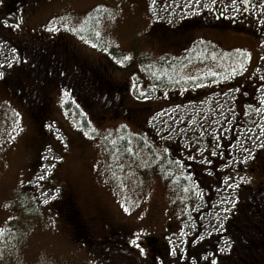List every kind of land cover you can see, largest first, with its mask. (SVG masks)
Listing matches in <instances>:
<instances>
[{"label":"rangeland","instance_id":"obj_1","mask_svg":"<svg viewBox=\"0 0 264 264\" xmlns=\"http://www.w3.org/2000/svg\"><path fill=\"white\" fill-rule=\"evenodd\" d=\"M145 1L41 0L30 18L20 22L22 25L20 29H15L14 34L29 36L35 30L46 36L63 35L71 51L80 54L87 67L98 69L105 62L114 66L112 81L115 88L129 80H133L132 86H137L144 70L154 72L151 82L155 90L163 83L169 86L191 84L192 80L203 78V73L211 75L217 72L218 76L214 78L225 81L243 67H246L245 75L249 77L261 72L258 67L254 68L255 72L251 68L254 63L248 48L251 47V39H244L240 34L230 37L229 33L217 38L208 29L198 33L211 41L218 39L228 46V50H207L205 45L195 46L186 55L187 63L192 62L188 68L182 65L175 69L179 62L174 56L154 58L153 55L164 48H156L155 41L148 42L145 37L152 24L151 11ZM86 21L93 22L90 31L92 39L81 33ZM191 51L193 54L190 56ZM144 53H152L150 56L153 59L147 65L140 62ZM207 56L211 57L209 66L205 67L202 59ZM161 60L166 64L164 67ZM233 69L234 72H231ZM188 71H192L194 79L190 78ZM51 73L45 75V86ZM83 81H77L78 95L93 90L87 86L83 91L84 84L88 82L87 75ZM224 88L222 93L229 90ZM138 89L143 90L144 87ZM217 90L211 88L202 97L209 98L207 95L211 96ZM68 93L60 88L45 97L46 115L40 118L43 128L39 129V123L36 124L31 114L32 105H24L0 88V264H107L109 262L103 261L105 257L99 249L91 246L87 239L100 240L108 226L123 228L130 241L136 240L139 245L144 236L150 235L157 237L156 241L160 243H168V260H172L173 264L176 260L180 264L189 261L192 264L188 248L192 247V241L205 236L219 235L217 252L222 256L227 254L233 238L225 234L221 226L233 210V205L237 206L242 201L235 193L233 181L229 180L231 162L236 167L237 163L246 164L250 158L247 164H253L254 171L248 170L245 174L249 175L248 178L240 179L243 173L240 177V173L235 175V182L241 185H238L239 188H255L264 183V149L259 150L264 146V128L244 132L247 127L236 125L233 120L236 121L240 115L250 118L256 114L260 116L258 120L264 123V112L242 108L240 115L233 116L232 111L227 109L229 104H233L234 94L223 95L225 98L217 110H224L233 116L227 132L230 134L231 130L234 133L231 137L227 136L231 144L223 142L225 148H222L227 150V156L221 157L217 164L214 160L207 164L204 159H197L202 164L199 171L183 169L191 173L205 171L208 176L206 168L216 165L215 170L223 175L219 173L212 180L223 187L214 188L213 182H208L213 186L211 191L208 189L212 196L195 199L197 203L190 205L191 200L184 194L191 195L194 185L180 180V185L185 183L179 189L170 181L175 174L160 170L166 167L161 165L164 162L161 149L163 145L177 140L178 136L182 139L179 144L186 146L195 134L215 133L214 126H225L223 119L226 114L213 117L204 99L201 103L191 102L185 106L181 102L176 108L164 111L172 113L171 117L159 120L154 117L150 121L156 134H162V137H140L138 128L126 123L120 114L101 113L102 108H116L101 93L94 90L88 92L89 102H92L89 108L83 107ZM155 103L161 104V99ZM166 106L169 104L166 103ZM96 107L98 110L94 111ZM245 141L250 143L245 144L247 147L241 145ZM222 150L219 152L222 153ZM171 153L173 158L178 156ZM195 161L191 163L196 164ZM164 163L168 165L166 160ZM241 167L247 168L246 165ZM168 176L170 184L166 179ZM196 176L201 179L202 174ZM197 183L201 186L199 180ZM237 197L239 200L236 202ZM66 200L77 211L79 231L73 229V222L66 218L69 208ZM202 200L209 201V204L204 205L206 202ZM252 213L253 210L250 214L257 216ZM252 220L257 219L253 217ZM261 227L263 230L257 238L264 234V227ZM131 247L145 264H150V259L141 253L140 248L133 243ZM199 260L205 264L201 258ZM253 264H264V258Z\"/></svg>","mask_w":264,"mask_h":264},{"label":"flooded vegetation","instance_id":"obj_2","mask_svg":"<svg viewBox=\"0 0 264 264\" xmlns=\"http://www.w3.org/2000/svg\"><path fill=\"white\" fill-rule=\"evenodd\" d=\"M40 1L41 0H0V73H2V75H0V88L25 105H27V103L31 104V114L35 117L36 122L46 115L45 97L60 88L67 90L69 95L72 94L71 96L85 108H89L92 103L89 102L88 99L89 91L94 90L98 92V94L101 93L103 97H106L105 100H107L108 103L112 102L116 107L109 108L108 110L102 108L101 113L105 111L115 115L118 113L120 116L124 117L126 123L136 126L139 132L144 127L148 129L149 120H153L154 117H161L162 119L171 117L172 113L163 112L166 111L169 106L179 105L181 102L183 106L191 102H196L197 104L201 103L206 88H220L224 85L232 86L231 90L235 95L237 103L243 101L242 97L244 96L246 102L250 103L252 107H258L255 94L257 88L264 83V0H146L145 4L151 11L152 24L145 33V37L148 42L154 40L156 48L160 46L164 48L163 51L159 50V53L153 55L154 58H159L160 56H174L179 62V64L175 65V69L182 65H187L188 68L191 66L190 63L192 62L187 63L186 55L195 46L199 47L205 45L207 50H228V46L225 43L218 41V39L211 41L201 34L204 30L208 29V32L210 30V32L215 33L212 35H217V38L227 33H229L230 37L240 34L244 39H251V47H248L251 50L250 58L254 60L251 68L258 67L262 70L263 78L262 80H252L249 77L236 79L235 76L237 72L241 74L246 71V67H243L235 71L231 79L223 82H220L218 77L214 78L218 75L217 72L211 75H205L203 73V78L199 77L196 81L192 80L191 84H185L184 86L174 84L168 86L167 83H163L155 90V86H153L151 82L154 72L144 70L142 78L140 79V86H142V88L144 87V89L138 91L141 96H138L137 99L132 93V81L123 82L121 86L115 88L112 81V72H114V69L111 65L105 62L101 64L98 69L87 67L84 58H81L79 56L80 54H75L71 51L72 48L67 38L63 35L55 37L46 36L34 32L35 30L29 35L30 37L27 36V34L23 36H16L14 34L15 29H20L22 25L20 22L28 17L30 18L33 11L38 8ZM4 20H8L9 23L5 25L3 23ZM199 30L202 31L198 33ZM222 31L227 32L222 33ZM228 53L229 52H227V54ZM191 54H193L192 51L190 56ZM47 55H50L48 59ZM150 55H152V53H144V59H140V62L146 65L149 64L153 59ZM210 57L211 56H207L206 59H202V61L205 62V67L209 66L208 62ZM163 61L164 60H161V64H163L164 67L166 64H164ZM188 72L190 73V78H193L191 74L192 71ZM232 72H234V69ZM46 73H51V77L47 78V80H49L47 86L44 84ZM85 75H87L88 82L84 84L83 91L87 86L93 90L89 89L85 94L83 92L78 95L76 92L79 88L77 87V81L84 79L83 82H85ZM174 86H179L186 91L185 94H187V96H183L184 99L182 101H175V103H172L170 100L171 92H169V90H164V87L169 88ZM151 87H153V93L148 94ZM161 91H163L162 94L160 93ZM193 95H195V97ZM159 99H161V104H156L155 101ZM166 103L169 104L168 107ZM115 104H117V106ZM97 110V107L94 108V111ZM211 110L212 109H210V111ZM98 113L99 112H96V114ZM237 114L240 115L241 113L238 112L236 115ZM232 115L234 116L235 112ZM259 117L260 116L254 114L253 117L250 116L249 120L255 121ZM239 118L242 120L246 117L240 115ZM126 123L123 124L127 126ZM150 130L157 136L154 130ZM139 134L140 133H137V135ZM195 136V142L199 146L197 152H199L204 143L206 132L198 136L195 134ZM207 136L209 138V143L217 139L216 135L207 134ZM168 146H173L177 152L176 154V152L173 151L175 153L174 155H178L168 162V166L171 169H173V166H180L181 171L179 170L178 172L186 176L187 183L191 186L192 184L194 185L192 186L193 192L191 193L193 196L190 195V193L184 195L187 198L192 197L191 199H199L201 198L200 195L203 199L204 197L212 196V193H209L210 187L205 181V171L201 173L195 171L197 174L195 172H190L193 168L199 171L201 163L199 161H195L196 164L191 163L193 159L191 156L193 155L190 156V151L179 146L178 143L169 142ZM192 153H195V148L192 149ZM262 162H264V156ZM185 167L189 168L188 170L190 171H184L183 169H185ZM248 170L254 171V168L248 167L247 169H243L241 173L244 172V178L249 177V175H245L248 174ZM199 174H202L201 179H198L196 176H199ZM198 180L201 186L198 185ZM259 188H238L236 193L243 201L245 200V196L249 197L255 195V191ZM260 189V191L264 192V183ZM246 190L247 192H245ZM239 197H237V200H239ZM204 202H206L205 205L209 204V201ZM65 203H67L69 207L66 210V215H69L72 220L76 221L78 219L76 216L77 211L72 207L71 203H68V200H66ZM227 227H229L228 224L224 226V230H228ZM86 238H88L87 235ZM129 238L130 237H128L123 228H111L108 226L100 240L92 241L87 239V242L90 243L91 246L99 249L102 256L105 257L103 261L109 262L107 264H110V261L112 262L111 264H145L144 260L136 254L135 250L132 247L130 248L131 241ZM156 238L157 237L150 235L144 236L141 239L140 245L144 249L143 254L145 253L147 258L150 259V264H173V262H171L172 260H168L170 256L168 243H160L156 241ZM234 241L237 242V239L234 240L233 238L232 240V246L228 253L229 256L225 255L224 257L216 255L215 258L210 257L209 262L205 264H213V262H215V264H238L236 262L243 261L242 257H249V247L243 249L241 247L239 248L238 245H235ZM235 247L239 248L240 251L235 250L233 256H231L230 252H232ZM255 252H257V250ZM222 257H224V259ZM261 258H264V252L259 255L257 260ZM174 264L180 263L176 260ZM198 264L203 263L198 262Z\"/></svg>","mask_w":264,"mask_h":264},{"label":"trees","instance_id":"obj_3","mask_svg":"<svg viewBox=\"0 0 264 264\" xmlns=\"http://www.w3.org/2000/svg\"><path fill=\"white\" fill-rule=\"evenodd\" d=\"M92 23L93 22L90 23V22L86 21V24L84 25V28L81 32L85 36L89 37V39L91 38L90 37V31L92 28L91 26L93 25ZM164 90H169V92H171L170 100L172 101V103H175V101H182L184 99L183 96H187V94H185L186 91H184L179 86H174V87H169V88L164 87ZM160 93L162 94L163 91H161ZM173 100H174V102H173ZM242 107H245V104L241 103L238 106V109L241 110ZM238 120L241 121L240 118H238L237 121ZM225 122H223L224 125L227 123H230L229 120H226ZM224 128H225V130H224ZM224 128H222V130H223L222 132L220 131L221 134H218V139H220V141H218V139H217V140H214V141L209 143V140H208L209 138L208 137L204 138V143L201 147L200 153L203 152L204 149H205V151L208 150L204 154L206 155L207 160H208L207 163H209V164H211V162L213 160L217 164L221 160V157L223 158L224 156H227V155H225V153H227V150H222V148H225L223 146V142H225V143L227 142L226 138L228 136V133H227L228 126L225 125ZM39 129H42V127L39 126ZM140 132H141L140 137L145 135V136H154L156 138L155 133L153 131H151L149 128L147 129L146 127H144ZM229 135H231V134H229ZM142 140H144V139H142ZM191 141H192V139H191ZM173 142L178 143V141H175V140ZM194 146L195 145L193 143H190V146H188V148L186 146L185 149L188 151H192ZM220 149L222 150V153L219 152ZM171 150L175 151L173 146H168V145L163 146V148L161 150V152H162L161 154L163 156L162 158H163L164 162H165V160L167 161V163L170 161V159H171L170 151ZM164 162L161 165H165L166 167H162L160 169L161 171L169 170V172L174 173L176 176L180 177L181 181L186 180V176H184L181 172H178L179 170L181 171L180 166H178V167L173 166V169L170 170L169 166L167 164H165ZM215 166H212L211 168H206V171H207V173H209V175L208 176L205 175L206 183L213 182V186L214 185L216 186L218 181H216V180L213 181L212 178H215V176L219 175V173L220 174L222 173V172L216 171ZM234 168H235V165H233L230 169H234ZM166 179H168V182H169L170 176H168V178H166ZM183 184L184 183H182L181 185L180 184H178V185L181 187ZM213 186H210V184H209V187L213 188ZM256 194L248 197L251 199H248L245 197V200L240 201L239 206L236 208V211L234 212L235 215H233L232 218L228 219V222L226 223L229 225V227H227L228 230H226V233L230 234L231 237L234 238V240L237 239V242L234 241L235 245H238V247L239 248L241 247L242 249L249 247L248 253H250V256L247 258L242 257L243 261L236 262L238 264H252L254 261L257 260L256 258H258L259 255H261L264 252V234L261 236L262 238L256 237L257 234L263 230L261 226L264 227V199L261 200V197H259ZM251 210H253V212H254L252 214H256L257 216L251 215L250 214ZM253 217L257 220L256 221L252 220ZM67 218L69 219V221L73 222V220L70 218L69 215H67ZM234 219H237V222H234ZM258 223L261 226L258 225ZM72 225H73L75 230H77V231L80 230V224L78 222L72 223ZM217 240H218V238L216 236L214 237L213 235L210 237L205 236L204 238L203 237L198 238L197 241L194 240V242H191L192 247L188 248V250L190 252V256H192L194 258V260L196 259L195 261H198L200 258L199 256L201 255V257H204L205 263L209 262L210 257H212V258L216 257L215 246H216ZM239 248L235 247V249H233V251L230 252V255L233 256V254H234L233 252L235 250H239ZM256 250H257V252H255ZM224 257H222V258L224 259ZM221 263H222V261H221Z\"/></svg>","mask_w":264,"mask_h":264},{"label":"snow or ice","instance_id":"obj_4","mask_svg":"<svg viewBox=\"0 0 264 264\" xmlns=\"http://www.w3.org/2000/svg\"><path fill=\"white\" fill-rule=\"evenodd\" d=\"M3 23H4L5 25H7L9 22H8V20H4ZM65 27H67V25H65ZM53 30H55V28H53ZM98 34H99V33H97V35H98ZM105 51H106V49H105ZM125 59H127V57H125ZM117 62H118V63H122V61H117ZM0 75H2V73H0ZM56 159H59V157H56ZM131 243H133V244L136 245L138 248H140L141 253L144 252V249H143L142 247H140L139 244H137L136 240H132ZM213 264H215V262H213Z\"/></svg>","mask_w":264,"mask_h":264},{"label":"bare ground","instance_id":"obj_5","mask_svg":"<svg viewBox=\"0 0 264 264\" xmlns=\"http://www.w3.org/2000/svg\"><path fill=\"white\" fill-rule=\"evenodd\" d=\"M111 67H114V66H111ZM115 70V69H114ZM138 91H140L136 86H132V93H133V96L134 97H138L139 96V93ZM240 204V202L238 203V205ZM253 264V263H252Z\"/></svg>","mask_w":264,"mask_h":264}]
</instances>
